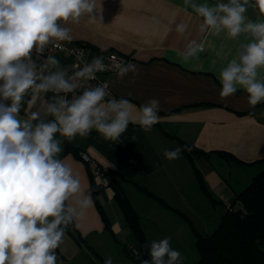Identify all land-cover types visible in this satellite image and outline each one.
Instances as JSON below:
<instances>
[{
	"label": "clouds",
	"instance_id": "clouds-1",
	"mask_svg": "<svg viewBox=\"0 0 264 264\" xmlns=\"http://www.w3.org/2000/svg\"><path fill=\"white\" fill-rule=\"evenodd\" d=\"M183 6L200 18L201 39L188 41L178 52L181 61L198 59L209 37L223 34L239 41L236 55L219 70L220 95L242 89L250 105L264 102V0H183ZM250 8L258 11L256 19L249 17ZM100 13L97 0H0V264H60L56 250L66 229L79 227L93 206L91 191L60 158L65 140L95 130L118 141L129 124L147 132L159 123L158 99L137 109L130 100L112 96L108 82L91 83L97 73L115 72L118 79L138 74L135 64L115 56L108 64L95 56L70 68L48 54L72 41L69 23L87 17L97 24L103 20ZM153 23L159 20L153 17ZM188 27L181 22L175 32L184 36ZM171 30L166 26L164 34ZM191 150L185 145L163 155L175 160ZM145 247L150 260L141 264H182L170 237Z\"/></svg>",
	"mask_w": 264,
	"mask_h": 264
},
{
	"label": "crops",
	"instance_id": "crops-1",
	"mask_svg": "<svg viewBox=\"0 0 264 264\" xmlns=\"http://www.w3.org/2000/svg\"><path fill=\"white\" fill-rule=\"evenodd\" d=\"M97 9L101 10L102 22L89 24L84 17L79 24L67 25L71 42L85 48L88 61L106 52L128 57L138 74L129 73L123 79L116 74L110 76L113 92L117 99L126 98L137 109L152 98L158 99L160 120L147 132L129 124L118 141L106 140L95 130L88 136L64 141L60 158L71 164L83 187L91 191L93 206L78 222L79 227L70 225L66 229L64 243L56 250L60 264H95L94 239L108 234L118 240L129 230L109 178L95 199L92 176L96 166L119 181L141 218L149 243L165 237L180 238L178 231L184 228L185 217L197 216L199 204H205L198 188L214 202L201 190L197 169L212 198L225 207L264 169V102L250 105L242 89L228 97L220 95L219 70L236 55L239 41L223 34L209 37L205 52L183 63L178 52L190 39H201V20L191 9L185 10L183 0H97ZM248 15L256 19L258 11L250 8ZM153 17L159 24L153 23ZM181 22L189 26L184 36L175 32ZM169 25L172 30L165 35L164 28ZM55 56L71 67L69 57L63 53ZM183 143L205 153L194 155L195 166L184 152L175 160L164 157L166 149ZM67 145L77 153H67ZM84 152L90 155V163L81 160ZM219 152L235 159L224 158Z\"/></svg>",
	"mask_w": 264,
	"mask_h": 264
},
{
	"label": "trees",
	"instance_id": "trees-1",
	"mask_svg": "<svg viewBox=\"0 0 264 264\" xmlns=\"http://www.w3.org/2000/svg\"><path fill=\"white\" fill-rule=\"evenodd\" d=\"M185 145L188 146L185 143L182 144V146ZM191 149L190 152L184 151V153L195 166L194 155H205V153L198 149ZM66 152L77 153L69 145L66 146ZM219 154L229 160L235 159L233 155L227 152H219ZM196 172L201 190L216 202L207 189L200 171L197 169ZM106 176L110 179V185L115 190V201L135 243L131 245L137 249L138 255L131 256L127 246H125V251L136 264H141L142 260H150L149 250L145 247L150 243L142 227L139 214L125 195L119 181L113 178L109 172L106 173ZM103 186L98 184L92 176L95 199H97L98 192ZM158 200L164 206L169 207L165 201ZM230 204L231 209L226 207L227 211L222 222L212 234L203 236L194 231L199 254L198 264H264V169L252 178L250 184L238 193ZM185 218L187 221L189 220L187 217ZM105 226L108 230L111 229V224L106 217ZM97 256L105 264L103 258L100 255Z\"/></svg>",
	"mask_w": 264,
	"mask_h": 264
},
{
	"label": "rangeland",
	"instance_id": "rangeland-1",
	"mask_svg": "<svg viewBox=\"0 0 264 264\" xmlns=\"http://www.w3.org/2000/svg\"><path fill=\"white\" fill-rule=\"evenodd\" d=\"M198 191L199 197L204 199L205 204L200 203L197 209L199 214L189 219V222L183 223L184 228L178 231L180 238L171 239V247L181 253L183 258L182 264H198L199 254L196 248V235L194 231L203 236L212 234L222 222L223 216L227 211L225 206L206 198L199 188ZM186 235H188V241L185 240ZM181 237L184 240H181ZM94 241L97 244L93 255L96 259L95 264H103L97 255H100L104 261L111 258L113 264H136L127 251L124 250V246H127L129 249V245L135 244L129 230L120 235L118 240L111 239L106 234L105 236L97 237ZM189 241H192V243L190 244Z\"/></svg>",
	"mask_w": 264,
	"mask_h": 264
},
{
	"label": "built area",
	"instance_id": "built-area-1",
	"mask_svg": "<svg viewBox=\"0 0 264 264\" xmlns=\"http://www.w3.org/2000/svg\"><path fill=\"white\" fill-rule=\"evenodd\" d=\"M57 53H63L64 55L69 57L72 60L71 67L73 65H81L82 66L83 63L90 62L86 58L85 48L79 44H75L72 42H62L61 48H59V49L51 48L50 51L48 52V54H50V55H55ZM96 56H102L104 58L105 62L108 64L112 63L111 58L113 56L117 57L119 60H122L124 62H129V60H130L128 57H126L122 54H119L117 52L98 53ZM113 74H115V72L97 73V80L92 81L91 83L93 85H95L97 83L108 82L109 83V90L112 93V96L117 98L115 93L113 92V90L111 88V84H110V80H109V77L112 76ZM81 160L85 163H90L92 161L90 155L88 153H85V152L81 154ZM106 173H107V171L103 167L96 166L94 168V171H93V176L98 181L99 184L105 186L107 183ZM226 207L228 209H231V204L228 203L226 205ZM129 251H130L131 256L138 255V251L133 245H129Z\"/></svg>",
	"mask_w": 264,
	"mask_h": 264
}]
</instances>
